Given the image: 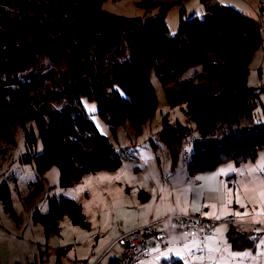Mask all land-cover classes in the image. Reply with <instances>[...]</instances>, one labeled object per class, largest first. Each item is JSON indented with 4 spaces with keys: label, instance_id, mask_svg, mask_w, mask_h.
Wrapping results in <instances>:
<instances>
[{
    "label": "trees",
    "instance_id": "16d2710c",
    "mask_svg": "<svg viewBox=\"0 0 264 264\" xmlns=\"http://www.w3.org/2000/svg\"><path fill=\"white\" fill-rule=\"evenodd\" d=\"M136 1L143 19L109 14L102 0H0V119L11 115L23 129L27 152L21 160L35 166L34 195L51 167L58 171L59 187L70 188L136 159L133 149L115 148L97 133L81 101L95 103L112 134L134 122L132 105L146 121L155 112L152 71L170 105H182L187 122L163 120L149 139L172 164L188 139L190 176L245 162L264 149V85L247 84L253 49L262 44L259 22L216 0H200L203 13L184 19L182 9L171 34L166 16L175 2ZM187 71L190 78L182 79ZM121 93L131 96L132 104ZM257 116L262 123L255 122ZM94 147L102 153L83 152ZM45 199L44 212H31L45 237L57 235L65 219L88 229L78 203L53 195ZM225 238L233 252L253 251L257 242L250 228L241 233L236 226L226 228Z\"/></svg>",
    "mask_w": 264,
    "mask_h": 264
},
{
    "label": "rangeland",
    "instance_id": "374dc122",
    "mask_svg": "<svg viewBox=\"0 0 264 264\" xmlns=\"http://www.w3.org/2000/svg\"><path fill=\"white\" fill-rule=\"evenodd\" d=\"M216 1L257 20L261 25L262 44L253 49L247 84L251 87L264 85V20L258 16L256 0ZM136 2L102 0L101 7L112 15L143 19L145 13ZM168 2L176 3L166 16L171 34L176 31L182 9L184 19L203 13L200 0ZM249 45L252 47V42ZM190 75L187 71L181 78L188 79ZM150 82L155 94L153 116L143 121L132 105L134 122L127 121L114 134L97 116L95 103L81 101L97 133L115 148L127 146L133 149L136 159L125 160L114 170L90 174L70 188L59 187L58 171L51 167L44 174L42 189L34 195L35 166L33 162L21 160L27 152L23 129L11 121V115L0 119V264H107L116 252L115 241L123 233L127 236L167 217L133 229L150 209L176 213L168 216L200 214L209 220L223 221L228 219V215H234L248 219L251 224L259 222L263 233L256 242L255 258L264 264V149L256 151L245 162H227L209 172L190 176L185 170V157L192 151L191 139L182 146L174 164L162 146L151 148L149 139L161 128L163 120L182 125H187V122L182 105H170L164 87L153 71ZM171 87L167 88L171 90ZM121 95L132 104L131 96ZM261 101L264 104V96ZM255 122L262 123V117H255ZM88 134L83 137H88ZM83 152L88 156L99 155L102 148L94 147ZM49 195L78 203L86 214L88 229L72 226L65 219L59 224L57 235L45 237L42 228L31 221V212L35 208L44 212L47 207L45 198ZM219 227L225 228H216ZM171 238L173 247L160 250L162 241L155 246L149 245L147 261L153 259L156 264H161L160 260L179 256L184 264H193L195 260H191V254L187 252L195 246H190L185 240L179 243L176 235ZM147 261L134 264H147Z\"/></svg>",
    "mask_w": 264,
    "mask_h": 264
},
{
    "label": "built area",
    "instance_id": "2783aa9c",
    "mask_svg": "<svg viewBox=\"0 0 264 264\" xmlns=\"http://www.w3.org/2000/svg\"><path fill=\"white\" fill-rule=\"evenodd\" d=\"M258 16L264 20V2L256 0ZM217 226H237L235 219L228 218L223 221H213L199 215L167 216L160 222L145 227L138 232L122 238V247L115 257L114 264H134L149 257V239L157 238L163 242L162 247H172V236L180 234L188 241H197L203 250L206 246V238L209 232ZM256 239L263 233L260 229L251 227Z\"/></svg>",
    "mask_w": 264,
    "mask_h": 264
},
{
    "label": "crops",
    "instance_id": "0c3cea01",
    "mask_svg": "<svg viewBox=\"0 0 264 264\" xmlns=\"http://www.w3.org/2000/svg\"><path fill=\"white\" fill-rule=\"evenodd\" d=\"M171 214H176L175 212H169V211H165L163 212H158L157 209H150L149 214H146V216L138 221V223L136 224L135 229L147 224L148 222H152L154 220L157 219H161L163 217H166L168 215ZM188 215H192V214H188ZM194 215H200V214H194ZM202 217V215H201ZM228 218H233L235 219L236 223H237V229L239 230V232L243 233L244 231L248 230L251 227H261V225L259 224V222L251 224V222H248V219L242 218V217H236L234 215H228ZM209 219V218H206ZM211 220V219H210ZM213 220V219H212ZM217 221V220H214ZM131 229H127L126 231H129ZM225 232H226V228L224 227H219V228H213L209 234L207 235L206 238V246L203 250L200 249L199 247V243L197 241H188L184 236L180 235V234H175L176 235V239H178L179 243L183 242L184 240L191 244L190 246H195L192 247L190 249V251H188V254H191V260H195V262H193V264H260L259 260L256 261L255 258V254H256V246L254 248L253 251H243V252H233L226 241L225 238ZM126 234L123 233L120 238H118L114 243L116 244V252L113 254L112 257L109 258L112 259L116 257L117 253L120 251L121 247H122V238L123 236H125ZM159 242L161 243V241L157 238H150L149 239V244L151 246H155L157 244H159ZM182 245V244H181ZM180 245V246H181ZM174 246V245H173ZM172 246V247H173ZM160 250L165 249V247L161 246L159 247ZM194 250L196 251V254H194ZM150 251V248H149ZM150 253V252H149ZM150 256V255H149ZM149 258V257H148ZM168 259H176V260H180L183 262L182 258H179V256H169ZM168 259H163L160 260L164 261V260H168ZM109 260L107 262V264L109 263ZM147 261V258L140 261V262H144ZM197 262V263H196ZM147 264H156V261L151 259L149 261H147Z\"/></svg>",
    "mask_w": 264,
    "mask_h": 264
}]
</instances>
